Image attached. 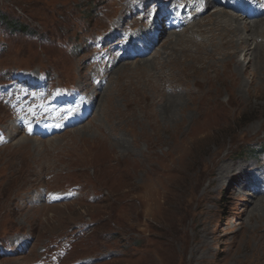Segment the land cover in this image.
I'll use <instances>...</instances> for the list:
<instances>
[{
    "label": "rangeland",
    "instance_id": "1",
    "mask_svg": "<svg viewBox=\"0 0 264 264\" xmlns=\"http://www.w3.org/2000/svg\"><path fill=\"white\" fill-rule=\"evenodd\" d=\"M126 2L0 0V14L35 35L0 21V84L7 69L34 77L48 70L95 107L82 125L27 140L0 105L10 139L0 146V243L12 255L0 264H264V193L252 194L264 191V180L251 178L264 172V155L251 153L264 146V52L247 57L245 46L216 30L220 8L208 10L180 37L165 32L143 62L114 64L105 51L115 67L107 73V61V84L96 88L86 38L107 31L113 16L117 37L126 19L134 23ZM186 37L197 43L176 52L169 41ZM254 39L251 48L264 44L262 35ZM173 94L172 114L163 105ZM71 188L78 189L71 201L45 202ZM256 201L262 207L253 212ZM17 237L29 244L11 248Z\"/></svg>",
    "mask_w": 264,
    "mask_h": 264
},
{
    "label": "bare ground",
    "instance_id": "2",
    "mask_svg": "<svg viewBox=\"0 0 264 264\" xmlns=\"http://www.w3.org/2000/svg\"><path fill=\"white\" fill-rule=\"evenodd\" d=\"M198 1H200V0H170V1L165 0L164 5L161 7L157 3H153L152 0H144L143 3L140 4L141 6L148 5L147 3L149 2L148 7H143L144 18L140 19V20H139V18H133L136 20V22H139V23L141 22L139 27H138L139 29H143V28L146 29V31H144L145 32L144 38H143V36L142 37L139 36V38L133 37L130 40L129 46L125 45V39L122 38L119 40L118 44H115L114 42H110V44L104 45L103 46L104 51H110V56L113 57L117 63L127 62L128 59H130V58L133 59L134 61H142V62L147 60V57L150 56L151 54H153L155 52L156 48L159 47L160 41L165 38V36H166L165 32H164V30L166 29L165 28V26H166L165 22H167L169 19H171L172 16L177 15V19L179 20V26L177 28L176 27L175 28L176 29L180 28V30H181V29L185 28L186 25L190 24V21H189L190 15H192L194 13L196 14L195 17H200L202 15L198 11V8H195V6L193 4V2H198ZM203 1H205V4H206L205 5L206 11H208V10L213 11L215 9L220 8V10H216V12H217L216 16H218L220 18V20H218L217 22L214 23V26L219 25V27H216V28H218L216 30L226 31L227 33L225 35H223L225 38H227V37L229 39L235 38L239 45L245 46L247 48L246 53H245V55L247 57L248 56L250 58L253 57L254 60L255 59L257 60V58H258V60H259V57L262 56L263 54L260 55L259 57L257 56V54L260 51L264 52V44H257L256 43L255 47L251 48L250 41L253 40L256 35H262L264 37V0H203ZM178 6H183L184 8H180ZM128 7L130 8V6H128ZM128 7H127V9H128ZM170 7H174L175 13H171L168 11V9ZM221 9H223V10H221ZM260 9H262V11H259L257 14L248 15V13L250 11H258ZM128 10H129V14L133 15V10L132 9H128ZM162 11H164V14H161ZM231 13H233V14H231ZM153 15H154V19H153ZM133 16L136 17V15H133ZM125 17H128V16H124V18ZM246 21L248 22V25H246L247 23H243ZM125 22H127V19L125 20ZM136 22L134 24H137ZM175 22H177V21H175ZM232 23L235 26H233ZM156 24L162 25V31L159 33L158 38L153 37V34H151L152 29L154 26H156ZM167 31H168V29H167ZM199 32L203 33L204 31L198 29L197 33L199 34ZM205 32L210 33V30L206 29ZM168 33L174 35L175 37L181 36V34H178L174 31L172 33L171 32H168ZM149 34L151 35L150 38L148 36ZM215 34H219V33H215ZM111 36L114 37L115 33L113 32L111 34H108L105 38H107V40L109 41V40H111ZM157 39H158V41L156 43L155 41ZM254 41H255V39H254ZM186 42L192 43V44L197 43L192 37H186L185 39L176 40L174 42L175 45L169 41V43L173 45V48L174 49L176 48V52L179 48H181L180 44L185 46L184 49H186V45H185ZM215 42H216V40H215ZM237 43H235V44H237ZM166 45H168V44L166 43ZM167 48L171 49V47H168V46H167ZM166 50L167 49H165V54H167ZM198 53H199V51H198ZM211 58H213V57H211ZM199 61H200L199 59L196 60V62H198V64L201 63ZM204 61H205V59H204ZM211 61H214V60H211ZM263 62H264V60H263ZM194 65H196L195 62H194ZM237 65L238 64L236 63L235 66L237 67ZM174 92H175V90H174ZM176 96H178V95H176ZM95 97L97 98L98 94ZM169 98L177 99V97H175V95L173 94V96H170L166 99V104L163 105L165 110H168V111L170 110V112L172 111V114H173L174 113L173 109H176V108H174V105H175L174 103H178V102L177 101L173 102ZM176 107H179V106H176ZM172 118L169 117V120H172ZM16 132H22L24 134V138L27 140L29 139V137L25 135V133L23 132V130L21 128L17 129ZM80 133L81 132H79V134ZM123 143H124V141H123ZM95 145L96 144L89 143L90 147H92V146L97 147ZM97 149L101 151V147L98 146ZM222 169H224V171ZM228 170H229V168L225 170V166H223L219 171L220 177L225 178L226 177L225 173L229 174V172H230V171L228 172ZM252 173H254V172H252ZM260 173H261V170H260ZM260 173L258 174V177H255V174L251 175V178L254 182H259L261 180H264V172H262L261 174ZM248 187L250 188V190H252L251 185H248ZM254 193H255V195H259L262 192L261 191H258V192L255 191L252 194H254ZM256 202H258V203L256 204L255 208L252 210L253 212H255L257 210V208L262 207V206H259L260 201H256Z\"/></svg>",
    "mask_w": 264,
    "mask_h": 264
},
{
    "label": "trees",
    "instance_id": "3",
    "mask_svg": "<svg viewBox=\"0 0 264 264\" xmlns=\"http://www.w3.org/2000/svg\"><path fill=\"white\" fill-rule=\"evenodd\" d=\"M0 21L1 22H5V23H7V25L12 29V30H18V31H20V32H22V33H26V34H30V35H33V33L32 32H30L28 29H26V28H22L21 29V27H20V25H18V23L17 22H15V23H9L8 21H7V19L6 18H4V16L3 15H1L0 14ZM17 32V31H16ZM261 148H263V149H260V150H262V151H260L259 150V152H264V146H262ZM251 153L252 154H256L255 153V150H253L252 149V151H251ZM254 156V155H253Z\"/></svg>",
    "mask_w": 264,
    "mask_h": 264
}]
</instances>
